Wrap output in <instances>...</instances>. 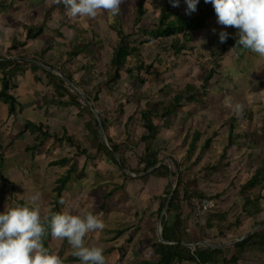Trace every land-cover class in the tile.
Instances as JSON below:
<instances>
[{"label": "trees", "instance_id": "obj_1", "mask_svg": "<svg viewBox=\"0 0 264 264\" xmlns=\"http://www.w3.org/2000/svg\"><path fill=\"white\" fill-rule=\"evenodd\" d=\"M201 1L204 7L197 6V14L190 19V15L185 14L182 8L173 7L170 0H165L156 19L146 22L151 10L150 3L153 4L154 0H133L132 25L128 27L120 16L116 17L117 23L110 25L117 35L113 43L101 37L92 25H89V28L69 25L80 33L79 39L73 41L68 39L62 28L50 30V26L43 20L36 25H24L19 33L13 32L14 40L7 43L6 51L2 52L0 49V119L1 104L5 103L8 111L7 119H12L15 123L18 114L25 108L21 96L18 95L20 82L27 79L28 73H31L32 92L40 101V107L46 112L59 110L72 113L76 115L80 123H84L82 130L86 131L81 135L78 130L71 132L64 125L54 127L43 121L26 118L7 145L15 148L17 140L30 135L34 138V143L27 147V151L32 153L34 159L46 145L51 148L63 147L67 151L65 155L51 162V164L69 165L70 169L69 173L57 179L54 198L49 204H45L46 209L51 212L65 211L63 203L60 202L65 190H68L74 177L84 179L88 175L85 162L80 164L79 159L83 155L90 160L104 157L110 163L114 162L119 178L116 181L111 180L110 184L115 189H123L126 182L149 176L132 175L149 170H152L151 175L169 179L164 194L153 199L159 202L156 217L160 216L167 203L173 183L176 184L162 225L164 239L175 242L172 244L162 242L155 236L152 241L155 258L143 260L137 264H238L247 253L264 254V227L232 247L210 249L199 242L224 234L229 236L238 225L249 218L252 219L250 228L264 223V219L258 217L264 210L262 204L264 201V147L257 153L254 148H247L239 157L237 165L233 164L234 156H228L229 149L231 151L236 143L241 144L248 135L252 136L253 131L256 135L261 134L264 139V118L260 120L246 106L241 117L238 118L232 114L230 120L223 124L224 128L228 127V143L224 146L223 154L212 161L210 148L212 143L216 144L221 137L224 128L220 125L208 137H205L200 130L193 131L191 128L188 130L184 143H188L191 135L189 150L190 154L197 152L196 159H186L187 156H184L179 160L168 152L169 136L173 138L175 131L189 118L190 114H184V109L191 104L197 107H210L215 100L211 81L218 74V68L221 66L218 60L224 58L231 47H237V29L229 35L225 43L214 48L210 55H206L195 44V30L205 27L206 19L216 14L211 3ZM59 4L66 9L63 3H53V7ZM13 10L17 8L12 1L0 0V14ZM49 32L53 33L56 42L53 41L42 50L27 47L30 40ZM162 51L176 54L178 60L174 64H170L168 59L160 60L164 70L153 71V64L146 63L145 54L152 56ZM189 54L196 56L195 63L187 58ZM44 65L59 68L72 84ZM167 73H170L171 80H177L186 73L185 76H193L201 84L196 86L192 82H186L179 85L177 89H172L168 85L170 91L164 98L159 97L152 88H145L150 81H165ZM150 75H152L151 78H148ZM248 86L250 90L262 92L264 78L257 76L249 81ZM73 87L78 90L71 91ZM79 89L84 92L87 100ZM37 107L39 105H36L35 109ZM130 107H134L132 112L129 110ZM93 108L100 112L107 142L101 135L99 120ZM246 118L250 120L248 130L238 132L239 122ZM117 124H122L126 130V137L121 142H116L110 135V128ZM132 128L134 134L130 131ZM201 141L203 144L199 147ZM7 146H0V177L5 180L9 179L2 171L7 155L4 149ZM204 158L206 160L198 167ZM250 160L253 162V167L248 171L250 175L239 186L242 212L231 223L228 219V210H223L220 205L223 193L208 195L197 190L199 189L197 186L199 180L207 173L224 174L232 169L239 174L243 164ZM133 161L136 162V166H133ZM232 165L234 166L231 167ZM140 166H143L142 169ZM7 181L9 183L0 190V212L5 211L6 205L11 207V205L28 203L14 182ZM192 187L196 189L193 190ZM145 196L147 194L144 192L143 198ZM193 196H207L214 201L212 211L207 215V221L195 226L199 234L188 230L192 224L190 199ZM145 201L142 205L149 210L151 203L147 199ZM186 201L190 204V210L183 208V202ZM104 207L105 201L100 205L102 212ZM173 209L177 211V214L171 221L170 212ZM140 210L137 209L138 213ZM95 213L94 210L93 214ZM140 227L141 225L137 223L127 225L118 230L117 235L127 233V229L132 230L128 233H132ZM237 231L241 237L249 229L242 228ZM196 235H199L198 239L194 238ZM52 239L50 228H48L43 243L50 252H54L50 245ZM111 242L112 246L104 249V255L110 256L118 250L120 252L117 256L118 263L128 264L127 252H124L126 249L118 247L121 241L115 237ZM183 242H197L196 249L193 250ZM68 247L67 240H63L60 256L64 264H80L78 258L72 255V249ZM67 250L70 251L64 255Z\"/></svg>", "mask_w": 264, "mask_h": 264}, {"label": "rangeland", "instance_id": "obj_2", "mask_svg": "<svg viewBox=\"0 0 264 264\" xmlns=\"http://www.w3.org/2000/svg\"><path fill=\"white\" fill-rule=\"evenodd\" d=\"M53 0H14V6L22 8L21 11L13 10L10 12H3L0 14V39L11 40V24L20 26L23 22H29L37 24L46 18L48 26L51 28L61 25L64 19H67V10L65 8H55L49 12V15L44 16L50 9ZM165 0H154L151 4V11L147 16L149 22L156 19L158 12L160 11ZM204 6L203 2L199 0L197 6ZM179 6H183L184 13L186 14L187 4L184 1L179 2ZM198 12V8L195 12L190 14L192 19ZM121 17L124 19V23L129 27L133 21V0H124L121 5ZM69 21L77 25L83 24L85 27L89 26L92 21L95 30L101 37H105L109 42L113 43L116 40V32L113 31L109 24L117 23L116 16L111 17L107 12L100 13L95 19L82 18V17H70ZM215 29V31H213ZM68 39L76 41L77 32L73 31L69 25L63 28ZM235 30L234 27H227L220 25L217 22V15L213 14L206 19L205 27H200L195 30V44L200 47L205 54L209 55L211 51L220 46L222 43L219 41V33L221 31H227L229 35ZM229 37V36H228ZM53 41V35L49 32L46 35L38 38L33 42L34 48H45ZM6 43L1 42L2 50L5 49ZM146 55V63L153 64V71H163L164 66L160 61L169 60L170 64H174L178 57L174 53H157L154 55ZM192 63L196 62V56L189 54L187 57ZM29 60V59H28ZM30 61V60H29ZM221 65L218 68V74L214 76L211 81V88L215 100L212 101L210 107L190 105L189 108H185L183 113L189 115V118L185 121V126H181L175 131L173 138L169 136L168 152L176 156L181 160L184 156L188 158L196 159L197 152L190 154L189 143H184V138L187 135V128L191 125L193 131L200 130L204 133L205 137L210 136L217 127L224 128L223 124L230 120L233 114L230 109L224 106V101L227 99L234 103H241L252 112L260 120L264 118V91L255 92L248 87L249 81L257 76L264 78V57H260L258 54L243 48L242 46L231 47L226 53L224 58L218 60ZM186 74V73H185ZM181 75L177 80H170L167 73L166 80L150 81L146 85V88L150 86L152 90L157 92L160 97H166L169 94L170 88L177 89L179 85H183L186 82H192L196 86H200L201 82L195 79L193 76ZM196 74V71H194ZM150 75L148 78H151ZM199 76V75H198ZM33 81L29 75V79L22 83L20 93H28L25 108L21 111L15 123L13 120L7 119V104H1V119H0V146H7L9 144L12 134H15L20 129L22 123L26 118L33 120H41L51 124L54 127L67 126L70 130L79 134H84L82 130L84 123H80L76 115L72 113L62 112L59 110H53L46 112L43 109H35V106L40 103L35 100L34 94H30L29 89L33 88ZM168 85H170L168 88ZM28 89V91H27ZM209 108H211L209 110ZM134 107H130L132 112ZM249 118L239 122L237 131L241 132L248 130ZM123 124V123H122ZM122 124H117L110 128V135L116 142H121L126 137V130ZM209 124V125H208ZM256 129V127H255ZM134 134V129H130ZM224 131V133H223ZM171 135L170 133H167ZM134 138V137H133ZM229 131L226 126L221 133L220 139L216 144L212 143L210 148L211 161L217 159L218 155L223 154L224 146L228 143ZM242 142L244 144H242ZM34 143V138L27 135L25 138H20L15 143V148L7 146L4 151L7 152L6 161L2 169L4 175L9 178L7 180L13 181L15 186L20 190L21 195L25 197L27 202L31 200L33 196L38 197L37 203L41 208V211L46 209L45 204H49L53 200L54 189L57 184V179L60 176L69 173V165L51 164L53 160H57L62 155H65L67 151L63 147L56 146L51 148L46 145L40 154L34 159L32 153L27 151V147ZM203 144V141L199 143V147ZM182 146L185 148H177ZM264 147V139L261 134L256 135L254 131L252 136L248 135L241 141V144L236 143L234 148L229 149V157L234 156V163H238L239 157L245 152L247 148H254L255 153L261 151ZM118 156L116 155V158ZM80 164L85 162L87 167V176L84 179L74 177L71 181L68 190L64 192V197L60 202L63 203L65 211H69L75 214L80 208L87 207L91 212L96 211L95 215H98L104 223V228L95 232H89L86 235V244H97L107 249L109 246L108 238L114 237L116 229L123 226L137 223L141 225L139 230L127 229V233L124 234V244L128 248L127 262L128 264H137L143 260L154 259L155 253L151 245V238L154 233L157 232V222L147 216L138 217V211L134 209L133 204L135 200L138 206L142 203L143 191L147 190L154 194H159L163 191L166 184V179L160 178L156 175H151L146 180H134L126 182L130 184L128 190L123 193H113L110 184L111 180H117L118 169L114 162H109L104 157H99L97 160L90 161L85 158V155L81 156ZM242 162V161H241ZM260 162V160H259ZM133 166H136V162L133 161ZM261 163V162H260ZM232 164V163H231ZM202 165L200 161L198 167ZM232 165L231 167H233ZM141 167V166H140ZM253 167V162H245L241 168L240 173L233 172L229 169L224 174L216 173L210 175L207 173L204 178L199 180V184L206 194H216L222 192L223 196L220 200V205L223 210H228L231 215V222L236 220L235 215L242 210V197L239 194V186L248 179V171ZM0 190L9 182L0 177ZM103 180V182H101ZM110 188V190H109ZM109 192H112L110 194ZM172 192L169 196L171 197ZM168 198V200H169ZM105 201V207L103 212L100 210V205ZM264 205V201L262 202ZM15 206V205H11ZM115 209L119 212L116 213ZM112 209V211H110ZM260 219H264V210L258 215ZM119 218L120 223L117 222ZM248 222L244 223V228L251 230L252 220L249 218ZM199 234V231H194ZM247 233V232H246ZM244 233L243 235H245ZM133 234V235H132ZM127 235V236H126ZM132 235V236H131ZM242 235V236H243ZM233 239L227 240L226 237H219L209 240L217 245L227 244L229 242H236L240 239L239 232L232 234ZM132 238V240H131ZM195 239L199 238V235L194 236ZM235 239V240H234ZM234 240V241H232ZM63 240L52 239L50 245L55 253L60 255ZM232 247V246H228ZM68 248H71L70 245ZM70 250H67L64 255L68 254ZM118 253L114 251L110 256H106V264H119L117 259ZM257 261L258 263H256ZM152 264V263H149ZM197 264V263H190ZM240 264H264V254L262 253H247L246 259Z\"/></svg>", "mask_w": 264, "mask_h": 264}, {"label": "clouds", "instance_id": "obj_3", "mask_svg": "<svg viewBox=\"0 0 264 264\" xmlns=\"http://www.w3.org/2000/svg\"><path fill=\"white\" fill-rule=\"evenodd\" d=\"M63 3L71 17L95 19L100 13L107 12L115 17L120 14L124 0H55ZM180 0H170L173 7H179ZM186 14L197 10L199 0H185ZM211 3L217 15V22L237 29V46L264 57V0H205ZM215 31V29H213ZM229 33H219L220 43H225ZM76 92L75 87L71 88ZM224 106L238 118L243 115L244 105L229 100ZM33 196L26 204L12 207L6 205L0 212V264H64L60 255L50 252L43 238L50 228L54 239L67 240L72 255L80 264H106L103 246L86 244L89 232L104 228L103 220L87 207L80 208L75 214L69 211L42 213ZM47 226V227H46Z\"/></svg>", "mask_w": 264, "mask_h": 264}, {"label": "crops", "instance_id": "obj_4", "mask_svg": "<svg viewBox=\"0 0 264 264\" xmlns=\"http://www.w3.org/2000/svg\"><path fill=\"white\" fill-rule=\"evenodd\" d=\"M10 1H12V3H13V5H14V0H10ZM180 1H184L185 2V0H180ZM53 3H56L55 2V0H53L52 1V3H51V6H50V9L48 10V12H50L52 9H55V8H58V7H61L62 9L64 8L62 5H56L55 7H53ZM150 5H151V3H150ZM180 8H182L183 9V12H184V8H183V6H179ZM201 7H204V6H202L201 5ZM15 8H17V10L19 9V11H21L22 10V8H20V7H15ZM162 8V7H161ZM16 11V10H15ZM151 11V10H150ZM4 12H10V11H4ZM46 13L44 16H47V15H49V13ZM3 13V12H2ZM150 13V12H149ZM148 13V14H149ZM118 16H120L121 17V13L118 15ZM148 16V15H147ZM66 17H67V19H64V22L63 23H67V24H63V23H61V24H63V26H58V27H53L54 29H60V28H64V26H66V25H77V24H75V23H72L71 21H69L68 20V18H70L71 16H69L68 14H66ZM117 17V16H116ZM73 18V17H72ZM44 20L47 22V20H46V18H44ZM133 21H134V6H133ZM133 21H132V23H133ZM146 21H147V19H146ZM41 22H43V21H41ZM41 22H39V23H41ZM115 23V22H114ZM114 23H111V24H114ZM132 23H131V25H132ZM111 24H109V26L111 25ZM24 25H36V24H33V23H29V22H23L20 26H17V25H15V24H11V35H12V39L11 40H5V38H1L0 39V49L2 50V48H1V42L2 41H4L5 43H6V46H7V43H9V42H12L13 40H14V36H13V32H17V33H19L22 29H23V26ZM48 25V24H47ZM89 25H92V27L95 29V26H94V24H93V22L91 21L90 23H89ZM130 25V26H131ZM0 26H1V24H0ZM79 26H81V27H83V28H89V26L88 27H85L83 24H80ZM129 26V27H130ZM70 28L73 30V31H75V32H77L75 29H73L71 26H70ZM111 28V27H110ZM52 28L50 27V30H51ZM113 30V29H112ZM114 31V30H113ZM51 33V32H50ZM79 35L77 36V39H79V37H80V33L79 32H77ZM52 35H53V33H51ZM46 35V34H45ZM44 36V35H43ZM40 37H42V36H40ZM40 37H38V38H40ZM37 38V39H38ZM105 40H107L105 37H103ZM37 39H34V40H30L29 41V43H28V46L27 47H32V49L33 50H42V49H44V48H34L33 47V42L35 41V40H37ZM53 41L54 42H56L55 41V38L53 37ZM53 41L52 42H50V44L51 43H53ZM109 42V41H108ZM110 43V42H109ZM49 44V45H50ZM6 46H5V49L4 50H2V52H5L6 51ZM213 51V50H212ZM211 51V52H212ZM228 52V51H227ZM205 53V52H204ZM207 55V54H206ZM210 55V54H209ZM30 61H31V59H29ZM46 68H51L50 70H53L57 75H59L54 69H59V68H53V67H49V66H46V65H44ZM60 70V69H59ZM62 72V71H61ZM63 73V72H62ZM29 75L31 76V80H32V75H31V73H28V77H27V79H29ZM63 75L65 76V77H67L64 73H63ZM60 76V75H59ZM61 77V76H60ZM168 77H170V75H168ZM63 78V77H62ZM68 78V77H67ZM261 78V77H260ZM27 79H23L21 82H20V86H19V89H18V95L19 96H21V98H22V101L24 102V105L26 104V100H27V98H28V93H26V94H22V93H20V90H21V88H22V83L23 82H25ZM69 79V78H68ZM170 79V78H169ZM171 80V79H170ZM33 81V80H32ZM69 84H72V82L71 83H69ZM72 86V85H71ZM145 88H146V86H145ZM148 88H151L150 86H148ZM148 88H146V89H148ZM77 90H78V88H76ZM27 91H28V89H27ZM81 89H79V92L81 93ZM29 92H30V94H33V92H32V86H31V88L29 89ZM160 97V96H159ZM161 98H164V97H161ZM35 100H37L38 102H40L38 99H36V98H34ZM40 104L41 103H38L37 105H39V107H38V109H43V110H45L44 108H42V107H40ZM192 105H195V104H192ZM91 106H92V104H91ZM187 108H189V107H187ZM94 109L95 108H93V111H94ZM46 111V110H45ZM51 111H53V110H51ZM50 112V111H49ZM95 114V113H94ZM96 116V115H95ZM232 116V115H231ZM97 117V116H96ZM31 120H33V119H31ZM126 120H127V118H126ZM244 120V119H243ZM243 120H241V121H243ZM33 121H41V120H33ZM44 122V121H43ZM102 125H103V123H102ZM209 125V124H208ZM99 126H100V122H99ZM182 126H185V122H184V124L182 125ZM104 128V127H103ZM190 128H192L191 127V125L190 126H188V128H187V130H186V132H188V130L190 129ZM70 130V129H69ZM199 130V129H198ZM19 131V130H18ZM71 132H74V131H72V130H70ZM105 131V130H104ZM100 132H101V128H100ZM81 135H83V134H81ZM101 135H102V133H101ZM12 136H13V134H12ZM12 136H11V138H12ZM102 137H103V139H104V136L102 135ZM11 138H10V140H11ZM104 141H106L107 142V136H106V134H105V139H104ZM10 142V141H9ZM177 148H183L182 146H180V147H177ZM185 148H183V150H184ZM211 151V150H210ZM172 155V154H171ZM219 157V155L217 156V158ZM86 159H88V160H90L88 157L86 158ZM95 160H97V158L96 159H93V160H90V161H94V162H96ZM206 159L204 158L203 160H202V162H204ZM142 167L143 166H141L140 168L142 169ZM150 171V170H149ZM152 172V171H151ZM217 173H219V172H217ZM117 174V177L119 178V176H118V173H116ZM151 174L152 173H148V171L147 172H145V173H142V174H137V173H134V174H132L133 176H135V177H139V176H145V175H149V176H147V177H144V178H137L138 180H146V179H148L150 176H151ZM210 174V173H209ZM216 174V173H215ZM214 174V175H215ZM210 175H213V174H210ZM160 178H163V177H160ZM137 179H135V180H137ZM164 179H166V178H164ZM113 181H116V180H113ZM166 184H165V186H164V189H163V191L161 192V193H159V194H154V193H151V192H149V191H147V190H144L142 193H146L147 194V196H145L144 198H142V202H146L145 200L147 199L148 200V202H150L151 204H150V208H149V210H146L147 208H146V206H144V205H142V206H138L137 208H136V206L138 205V203L140 202L139 201V198L137 199L138 200V203L136 202L137 200H135V202H134V204H133V207H134V209H136V212H137V209H141L140 210V213L138 214V217L139 218H141L142 216H147V217H149V218H151L152 220H156V222H157V232L156 233H154L153 234V236H152V240H151V245H152V241H153V239H154V237L155 236H157L158 238H159V240L160 241H162V242H167V243H170V244H172V243H174L175 241H171V240H166V239H164V237L163 236H161L160 237V229H161V235H162V225H163V220H164V217H166L167 216V210H168V208H169V204H170V202H171V199H170V201L168 200L167 201V203L165 204V206H164V208H163V210H162V212L160 213V216L159 217H156L157 216V209H158V204H159V202L158 201H154L153 199L155 198V197H158V196H162L163 194H164V191H165V188H166V186H167V184H168V181H169V179H166ZM115 183V182H114ZM129 185L130 184H127V183H125V188H123V189H115V188H113L112 187V192L113 193H118V192H120V191H122V192H120V193H123V191H127L128 190V187H129ZM176 184L175 183H173V186H172V193L174 194V191H175V188H174V186H175ZM199 189H197V190H199L200 192H203V193H205V191L202 189V186L200 185V184H198V186H197ZM192 189L194 190V189H196V188H194V187H192ZM109 190H110V188H109ZM125 191V192H126ZM112 192H109L110 194H112ZM208 195H212V194H209L208 193ZM213 203H214V201H212V207H211V210L210 211H212V208H213ZM149 205V204H148ZM183 208H187V209H189L190 210V204L188 203V201H186V202H183ZM114 210H115V212L116 213H118L119 212V210L118 209H115L114 208ZM110 211H112V209H110ZM209 211V212H210ZM208 212V213H209ZM242 212V210H240V212L238 213V214H236L235 215V218H237V216L240 214ZM229 211H228V219H229V221L231 222L232 220H231V215H229ZM176 214H177V211L176 210H172L171 212H170V220L171 221H173L174 219H175V217H176ZM208 215V214H207ZM158 218V219H157ZM252 220V219H251ZM161 221V226H159V222ZM249 220L247 219V220H244L242 223H241V225H238L237 226V229L239 230V229H242V228H244V227H246V226H244V223L245 222H248ZM117 222H119L120 223V220H119V218H117ZM189 222V220L187 221V223ZM232 223V222H231ZM264 224V223H263ZM130 225V224H129ZM127 226V225H126ZM123 227H125V226H123ZM123 227H121V228H118V229H116V232H115V236L114 237H112V238H115V237H117L118 238V240H120L121 241V243H120V245L118 246L119 247V249H126V251L124 250V252H127V255H128V253H129V251H128V248H127V246L124 244V242H125V236H124V234H126V233H124V234H122V235H117V231L118 230H120V229H122ZM140 229V228H139ZM138 229V230H139ZM237 229H235L229 236H227L226 234H224V235H222V236H218V237H216V238H219V237H226L227 238V240H229V239H233V237H232V234L234 233V232H238L237 231ZM188 230L189 231H196V227L195 226H193L192 224H191V227H188ZM258 230V229H257ZM255 232V231H254ZM253 232V233H254ZM133 235V234H132ZM131 235V236H132ZM127 236V235H126ZM242 237V236H241ZM240 237V238H241ZM112 238H108L107 240H108V242H109V246H112V242H111V240H112ZM211 239H215V238H211ZM211 239H208V240H202V241H199L201 244H202V242H204V241H207V242H210L209 240H211ZM131 240H132V238H131ZM235 240V239H234ZM234 240H232V241H234ZM246 240V239H245ZM243 242V241H242ZM210 243H212V242H210ZM239 243H241V242H239ZM239 243H237V244H239ZM183 244H196L197 245V242H194V243H188V242H183ZM213 244H215V243H213ZM227 244H230V245H227L226 247H223V248H227L228 246H233L234 245V242H229V243H227ZM221 245H225V244H221ZM236 245V244H235ZM108 246V247H109ZM188 246V245H187ZM193 250H195L196 249V246L195 247H192V246H190ZM117 253H120L118 250H115ZM153 251H154V249H153ZM127 255H126V257H127ZM106 257V256H105ZM244 259H246V257H244L242 260H241V262L244 260ZM241 262H239L238 264H240ZM256 263H258L257 261H255Z\"/></svg>", "mask_w": 264, "mask_h": 264}, {"label": "built area", "instance_id": "obj_5", "mask_svg": "<svg viewBox=\"0 0 264 264\" xmlns=\"http://www.w3.org/2000/svg\"><path fill=\"white\" fill-rule=\"evenodd\" d=\"M72 91H74L72 89ZM192 211V225L198 226L207 221V214L211 210L212 200L207 196H193L190 199Z\"/></svg>", "mask_w": 264, "mask_h": 264}, {"label": "water", "instance_id": "obj_6", "mask_svg": "<svg viewBox=\"0 0 264 264\" xmlns=\"http://www.w3.org/2000/svg\"><path fill=\"white\" fill-rule=\"evenodd\" d=\"M49 69H51V68H49ZM61 77H63V79L64 80H66L68 83H71V81L67 78V77H65L64 75H63V73L61 72V70H59V69H54ZM81 94H82V96L85 98V100H87V98H86V96H85V94H84V92L83 91H81ZM91 104V103H90ZM94 113H95V115L97 116V118H98V120H99V122H100V128H101V133H102V135L104 136V139H105V131H104V128H103V125H102V118H101V115H100V112H99V110L98 109H94ZM151 171L152 170H150V171H148V173H151ZM176 187V185L174 186V188ZM172 195H173V193H172ZM172 195H171V197L169 198V201H170V199L172 198ZM159 226H161V221L159 222ZM261 227H264V224H259V225H257V226H255V227H253L251 230H249L245 235H243L238 241H236V242H234V244H237V243H239V242H242V241H244L245 239H247L254 231H256L257 229H259V228H261ZM160 237L162 236L161 235V229H160ZM186 245H188V246H192V247H195L196 246V244H186ZM202 245L204 246V247H206V248H210V249H216V248H223V247H226L227 245H230V244H225V245H217V244H213V243H210V242H207V241H204V242H202Z\"/></svg>", "mask_w": 264, "mask_h": 264}]
</instances>
